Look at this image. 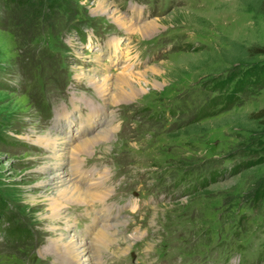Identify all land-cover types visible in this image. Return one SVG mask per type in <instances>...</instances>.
<instances>
[{
    "label": "rangeland",
    "instance_id": "rangeland-1",
    "mask_svg": "<svg viewBox=\"0 0 264 264\" xmlns=\"http://www.w3.org/2000/svg\"><path fill=\"white\" fill-rule=\"evenodd\" d=\"M260 1L0 0V264H76L52 243L65 223L53 230L44 217L38 167L49 152L37 137L72 135L67 121L79 131L74 119L95 110L116 125L81 160L107 173L115 220L101 240L105 264H264V125L250 116L264 107V87L202 112L214 83L264 60L250 50L264 44ZM100 4L158 28L126 31ZM93 68L135 72L138 95L103 108L76 79ZM65 202L90 240L102 204ZM14 225L26 233L10 239Z\"/></svg>",
    "mask_w": 264,
    "mask_h": 264
},
{
    "label": "bare ground",
    "instance_id": "bare-ground-1",
    "mask_svg": "<svg viewBox=\"0 0 264 264\" xmlns=\"http://www.w3.org/2000/svg\"><path fill=\"white\" fill-rule=\"evenodd\" d=\"M98 7L126 31L135 32L140 28L143 32L150 33L156 27L158 28L157 20L144 21L139 24L128 20L116 7L112 8V6L107 5L105 7L103 4L98 5ZM93 55L94 62L99 63V54ZM134 73L123 71L110 73L106 68H93L88 75L77 74L76 79L79 80L85 77L101 99V106L108 108L117 105L120 101H130L138 95L140 88L133 81ZM97 111H92L86 118L74 119L77 121L79 131L78 128L71 129L73 122L71 123L68 120L67 127L71 133L73 132L72 135L66 134L63 137H57L50 132H46L37 137L39 146L48 147L49 152L47 156L45 155L43 163L38 167L43 175L39 185L43 188L42 193L44 196L48 198L47 213L44 217L50 220L53 230L58 229L61 223H65L64 227L67 231H62L58 236L52 237V243L57 252L66 253L76 264H105L100 257L101 245H103L101 240L108 239L105 229H109L115 220V214L112 213L113 209L105 205L109 197V190L103 188L107 185V173L102 170L103 173L100 171L97 175L96 169L90 171L81 169L82 155L88 152L89 147L96 142L108 140L107 138L116 128V125L112 123L114 117L111 112L109 119L101 121L102 117L96 118L93 113ZM93 115L94 122L92 120ZM84 119L86 123L83 122ZM58 120L59 118H57ZM54 125H57V123L54 122ZM70 132L69 134H71ZM67 163L74 164L68 166ZM65 201L86 203L87 205L102 204L100 210L95 212V217L93 216V223L85 231L86 237L93 233L90 235V240L74 230ZM95 229H97L96 232L93 231ZM109 234L110 232L108 236ZM104 245L103 247L106 249Z\"/></svg>",
    "mask_w": 264,
    "mask_h": 264
},
{
    "label": "trees",
    "instance_id": "trees-1",
    "mask_svg": "<svg viewBox=\"0 0 264 264\" xmlns=\"http://www.w3.org/2000/svg\"><path fill=\"white\" fill-rule=\"evenodd\" d=\"M260 11L264 14V0L260 1ZM250 50L252 51V55H264V44L253 46ZM262 87H264V60L241 69H236L213 84L212 89L216 93L213 97L208 99L205 106H203V115L208 116L222 110L230 109L239 101L240 95L256 93ZM250 116L252 120L264 125V107L251 112ZM262 161H264V159H262ZM262 161L252 162L251 165L262 163ZM249 163L250 162L243 163L242 166L247 168L249 167ZM258 195L260 197L264 196V184L260 186ZM1 220H6L5 216ZM7 224L9 225L8 218ZM24 233L26 232L18 230V226L14 225L7 231V237L10 239H17Z\"/></svg>",
    "mask_w": 264,
    "mask_h": 264
},
{
    "label": "flooded vegetation",
    "instance_id": "flooded-vegetation-1",
    "mask_svg": "<svg viewBox=\"0 0 264 264\" xmlns=\"http://www.w3.org/2000/svg\"><path fill=\"white\" fill-rule=\"evenodd\" d=\"M55 120H56V122H57V119H55ZM55 120H54V121H55Z\"/></svg>",
    "mask_w": 264,
    "mask_h": 264
}]
</instances>
